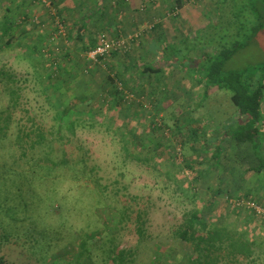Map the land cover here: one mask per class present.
<instances>
[{
  "label": "rangeland",
  "instance_id": "374dc122",
  "mask_svg": "<svg viewBox=\"0 0 264 264\" xmlns=\"http://www.w3.org/2000/svg\"><path fill=\"white\" fill-rule=\"evenodd\" d=\"M1 1L11 9L10 22L16 27L15 41H18L23 48L21 50L15 47L0 51V69L14 74L23 88L20 106L12 116L13 125L10 134H14L19 126L30 128V123L27 122L29 116L43 131L51 134L52 137H48L47 146L42 149L41 154L43 159H54L57 165L52 166L55 167L54 172L46 182L41 185L38 183L37 188L40 190L41 187V191L37 189L39 194H36L31 203L33 210H30L33 216L30 215L35 218L33 222L36 221L35 223L38 224L36 234L42 228H48L45 232L48 245L42 239L39 240L36 234H34L37 238L35 242L24 237L27 233H31L28 232L31 230L29 223L31 221H25L23 224H10L0 216V264H94L86 259L75 262L79 253L76 245L81 243L88 234L102 228V222L111 228L107 233L111 235L106 236L105 240L111 238L114 241L117 251L126 261L125 264L155 262L153 255L156 248L161 252H171L172 264H179L177 258L181 254L184 255L183 250L185 249L174 239V232L182 226L192 211L197 210L212 218L217 215L222 217L226 215L229 218L230 210L234 207L231 202L246 203L245 200L239 199L246 198L247 187L251 190L249 192L250 201L264 209V191L261 189V184L257 183L259 178L246 175L244 172L257 164L251 156V151L243 149L238 152L235 144L228 141L222 146L218 165L209 167L213 164V150L207 149L201 143V137L195 144L189 141L192 140V130L197 126L201 128L198 130L199 136L205 133V139H221L220 136L227 131L226 129H229L228 126H233L229 117L230 112L235 108L230 101L231 94L222 91L209 96L208 104L196 109L203 96L202 87L195 86L201 74L197 70V65L190 66L192 63H189L188 55L196 51L213 52L215 40L224 36L223 42L230 45L234 42L248 41L247 48L228 62L227 70L251 69L264 65V16L252 14L251 7L259 0H221L226 1L225 6L229 5L230 10L241 12L235 18L228 15L230 20L235 19L238 23L234 33L226 30L221 34L217 31L220 28L215 30L210 27L204 33L187 32L185 35L188 38L194 37V40H189L186 45L163 43L166 49L160 48L158 54L162 66L159 77L170 76L173 69L170 67L172 69L170 70L165 66L173 65L172 60L175 59L176 63L178 61L182 67L184 66V74L193 83H183L178 68V71L174 73L175 78L170 79L167 85V77L161 80H145L141 81V85L134 90L135 82H139L134 79V75L137 76L143 67L155 64V60L152 61V55L149 52L142 54L136 45L138 41H142V47L147 48L151 38L150 33L153 31L149 29L154 25L153 22L142 26L141 31L133 32L130 27L132 28L138 22L132 24L133 22L126 21L125 26L130 24L125 34L126 37L116 36L113 34L116 33L117 26L111 22V18H108L109 15L104 13L105 8L81 7L78 1L74 0H68L61 5L56 0H48L54 5L53 9L58 17L63 19L65 26V37L55 39L56 29L52 23L53 19L48 16L45 8L37 0ZM205 1V4L210 7L212 17L214 7L220 0H216L215 3L213 0ZM194 2L202 3V0H194ZM63 5L70 9L60 14V8ZM111 8L121 12L123 7L112 5ZM144 9L142 11L140 6L141 11L138 13L146 16ZM3 10L4 8L0 9V24L6 18ZM85 10L88 13L95 12L90 20L82 19L86 13ZM218 10L220 7L217 6L215 14L219 13ZM20 14L27 15L28 19L36 18L37 22L19 24ZM206 17V21L202 23L210 22L211 17ZM226 18L224 17L225 20ZM106 19H108L107 22ZM218 20L216 19L214 23ZM82 22L88 29L84 36V44H98L100 36L105 35L110 39H121L128 42L130 49L111 55L106 62L98 66L90 65L88 61L86 62V52L82 47L86 48V46L77 39L76 28ZM257 27H260V30ZM144 30L147 31L146 36L148 37L139 35ZM196 38L198 40H195ZM47 42L52 45L50 47L52 51L56 49V51L67 53L68 58L72 59L71 66L73 67L69 76L62 75L63 72L58 73L61 79L67 78L64 84L69 85V91L60 85L58 94L52 97L53 102L50 101L52 104L46 101L43 89L51 86L50 84L56 88L60 84L59 81L52 78L49 83L47 80L42 81L44 85L39 81L43 70H48L51 63L48 57L44 59L41 56L47 54L45 50ZM64 53L58 57L60 63H63ZM56 54L59 56L57 52L53 55ZM68 58L65 59V63L69 62ZM125 65L136 66L137 70L131 67L132 70L124 72ZM135 71L136 74L133 73ZM112 75L115 77L111 78ZM110 78L121 83L125 96L131 94L135 98L132 102L123 103L125 108H121L115 115L119 118V120H113L116 128L125 125L126 131L132 127L136 132L141 131L144 136L149 132L148 124L150 125L151 121L163 118L170 132L167 129L161 131L159 140L151 136V145L162 141L166 147L171 149V145L174 144L178 153L181 151L180 141L187 142L182 148V157L171 159V161L170 156H166L164 150H161L159 153L162 157L152 158L151 155L149 158L150 154L147 150L150 146H146L148 145L146 138H143L142 144L145 147L141 148V152L135 151L129 145L131 155L127 154L123 150V145L128 141L129 135L122 131V136L114 133L109 125L113 124L111 122L114 115L111 114V117L105 118L108 115L105 114L109 109L107 107L103 108V112L94 116L87 111L89 113L85 114L89 116L85 123L77 125L73 137L61 130L64 139L60 142L53 140L54 135L57 134L55 120L63 107L59 104L85 96L93 104L96 103L97 98L101 97L108 106L113 88ZM1 90L0 87V92ZM154 98L159 99V102H154ZM137 101L144 106L145 111H142V115L134 111L139 109V106L132 104ZM6 104V96L0 93V110ZM53 104L58 108H52ZM216 106L218 108L215 109ZM208 107L209 110L214 108L213 112L220 113L217 117L214 114L215 122L212 128L208 125L211 121L206 122L209 117L205 118ZM81 109L79 108L77 112ZM130 110L134 111L137 116L130 115ZM175 128L181 130V136L175 135L177 131ZM212 129L214 132L217 130L213 137L210 135ZM173 135L176 136L175 139ZM61 152L65 154V157L59 162ZM156 155L154 153V156ZM144 157H148L150 162H141ZM136 158L141 160L137 161ZM7 161L11 162L9 159ZM187 166L195 167V175L199 177L197 181H188L191 175ZM205 169H207L206 175ZM240 178L244 179L241 180L244 181L243 183L239 181ZM42 188L52 193H46L43 196ZM252 189L257 193H253ZM216 192L220 193L216 194ZM112 214H122L120 215L122 223L118 227L113 226L115 218H112ZM245 216L246 212H242V215L238 216L239 220L245 222L248 219ZM18 218L23 219L24 217L19 214ZM251 220H248L249 224L254 228L262 227L259 221L255 222L254 218ZM25 229L27 231H24ZM261 233H264L263 228ZM261 248L264 252V247L261 246ZM173 249L175 251H172ZM173 254H176V258ZM260 257L256 260V264H264V253ZM156 262L155 264H159ZM97 264L108 263L99 261ZM181 264H185L184 261Z\"/></svg>",
  "mask_w": 264,
  "mask_h": 264
},
{
  "label": "trees",
  "instance_id": "16d2710c",
  "mask_svg": "<svg viewBox=\"0 0 264 264\" xmlns=\"http://www.w3.org/2000/svg\"><path fill=\"white\" fill-rule=\"evenodd\" d=\"M224 2L225 3L220 7V10H218L219 13L213 18L211 17L210 22H207L206 26L198 33H204L205 30H208L210 27L215 30L220 28L217 31H219L221 34L226 30L230 31L231 33H234L237 30V21L235 19L234 21L230 20L228 15L235 18L238 16V14H241V12H234V10H230V6H225L226 1ZM251 7L253 11L252 14L254 13L257 14V16H264V0L255 2L253 5H251ZM3 8L6 18H4L5 20L2 24H0V51H7L15 47L17 49L23 50V48H21V44L18 43V41H15L16 27L14 23L10 22L12 18L10 17V14H12L11 9L6 6L5 2L0 0V9ZM47 14L51 19H53L49 13ZM19 17L21 18L19 20V24H25V22L32 24L31 22L33 18L28 19L27 15L25 14H20ZM224 17H227V20H225ZM216 19L219 20L218 22L214 23ZM86 30L87 27L83 24V22L76 28L77 39L86 46V48L84 46L82 47L84 52L87 53L88 51L93 50L97 46V43L95 45L92 43H89V45L84 44ZM258 30H260V27ZM223 38L224 36L222 38L219 37L217 41L215 40L213 52H191L192 54L189 53L191 55H188V59L189 63H192L190 66L194 67L197 65V70H199L201 74L198 84H194L195 86L202 87L203 89L202 100L197 105L196 109L202 108V106L204 107V104H208L207 102L209 96H214L217 92H228L231 94L230 101L235 108V110L230 112L229 117L233 126H228L229 129H226L227 131L220 136L221 139L219 140L218 138L216 140H213V138L205 139V133L202 134V136H199L198 130H201V128L199 126L194 127L191 132L192 140L189 141H192L191 143L195 144L197 143L198 138L201 137V143L204 144L207 149L209 148L210 150H213V164H211L209 167H216L218 165L217 162L220 155L222 154V146L228 141H231L236 145L249 146V148L252 150V157L257 163L256 165H258V167L255 169L248 168L245 171V174L261 175L264 180V146L262 144L263 141L261 140L263 137L262 127L264 125V65L253 67L251 69L227 70L226 66L228 62L240 51H243L247 48L248 41L239 43L234 42L232 45H230L229 43H224ZM189 40L193 41L194 37L188 38V36L185 35L178 44L186 45ZM195 40H198V38ZM50 47H52V45L47 42L45 46L47 54L41 55L44 59L47 57L49 58V62H51L49 65L50 67L48 70L44 68L45 70H43V74L40 75L39 81L42 82L47 80L49 83V80L52 78L59 81L60 84L56 86V88L53 86V84H50L51 86H48L49 88L45 87V90L43 89V96L45 97L46 101L49 102V104H52V97L58 94L60 85H62V88L64 87L67 91H69V85L66 86L64 84V82L66 83L67 78L61 79V76H58V73L63 72L62 75L64 74L65 76H69L73 67L71 66L72 59L68 58L67 53L63 52V63H60L58 57H60V54L63 55V53L59 50L56 51V49L52 51ZM33 49L35 50V48ZM164 49L166 48L164 47ZM61 50L64 51L62 47ZM37 51L38 50H36V52ZM54 52L59 53V56L56 54L57 57H55L56 55H53ZM66 58L69 59V62L65 63L64 61ZM172 61L173 65L166 66H170L176 71L179 70L181 76L184 77L187 82L193 83L191 80H188V77L184 74V66L182 67L178 61L176 63L175 59ZM131 67L124 66V72L129 71ZM134 69L137 70L136 66H134ZM140 73L143 77V79L140 81H151V76L157 75L159 77V75H161V68L143 67ZM114 77L115 75L111 76V78ZM111 78L110 81L113 83V88L110 98L111 101L108 103V106L107 104L105 105V102L101 97L97 98L95 100L96 103L93 104L85 96L67 100L65 104L62 102L59 104L60 106L62 104L63 107L60 109L58 113L59 115L55 120L57 134L54 135L53 140L60 142L64 139V136L61 134V130L73 137L75 135L77 125L80 123H85L86 118L89 116L85 113L91 112L94 116L103 112V108L107 107L109 109L105 114L108 115L105 116V118L111 117V114L114 115L111 122L113 124H109L112 127L114 133H119L121 135L123 132H126V134L129 135L128 141H126V144L123 145V150L127 154L131 155L129 153V145H131V148H134L135 151L141 152V148L145 147L142 144L143 138H146V141L148 142V145L146 146H150L147 150V152L150 154L149 158H151V155L152 158L162 157L159 153L161 150H164L166 156H170V160H175L177 157H182V148H184V143L186 144L187 142L180 141L179 145L181 146V151L178 153L181 154L176 152L177 150H175L174 144L171 145V149L166 147L162 141H158L157 143L151 145V136H154L157 140H159V133L161 131L165 129L168 131L170 130L168 129L169 126L165 124L163 118L158 119L157 121L153 118L154 120L151 121L150 125L148 124L149 132L144 136H142L141 131L136 132L132 127L128 128L126 131V127H124L125 125L120 126L121 129L118 127L116 128V125H114L115 122L113 120H119V118H116L115 115L121 108H125L123 103L125 104L127 102L124 99L123 93L125 91L123 90L122 85L121 89H119L116 85L121 83H118L116 80ZM118 78L119 76L117 75V79ZM140 81L135 82L133 90L141 85ZM44 84L45 83L42 82V85ZM0 87L2 89L0 93H2L7 98V104L2 107V110H0V216L4 217V219L10 224H23L25 221H31L29 222L31 225V230L28 231L31 233H27L24 235V237L34 240L35 242L37 240L35 236H38L39 240L42 239L45 243H47L45 232L48 228H42V230L36 234V231H38V224L35 223L36 221L33 222L35 218L32 217L33 212L31 213L30 210H33L31 208V203L35 199L36 194H39L38 192L41 191V187L40 190L37 188L38 183L41 185L43 182H46L51 173L54 172L55 167L52 166L57 165L54 159H43L41 154L42 149L47 146L48 137L52 136L49 132L43 131L41 127H39L29 116L27 117V122L30 123V128H27L26 126H19L14 134H10L11 127L13 125L12 116L20 106L23 88L21 82L16 79L15 75L7 72L4 69H0ZM153 101H157L158 103L159 99L154 98ZM132 104L139 106V109L134 111H138L140 115H142V111H145L143 104H140L139 101L133 102ZM52 108L57 109L58 107L53 104ZM79 108L82 109L81 111L77 112ZM214 108L216 109L218 107L216 106ZM214 108L209 110L208 107L206 110L207 114L205 116V118L209 117L207 118L209 120L206 122L211 121V123L208 124L211 126V128L215 122L214 114H216V117L220 115V113L213 112ZM129 109L131 108L129 107ZM134 111L130 110L129 113L135 117L137 114ZM157 114L159 113L157 112ZM26 115H28V113H26ZM175 129L177 131H175ZM175 129V135L181 136V130H178L177 128ZM216 131L217 130H215V132ZM215 132L212 129L210 131V135L213 137L216 134ZM175 135H173L174 139L176 137ZM64 147H66V145ZM154 153L157 155L154 156ZM64 157L65 154L61 152L58 161H62ZM149 158L144 157L142 160L139 158L136 159L137 161L141 160V162L149 163ZM8 159L11 160V162L7 161ZM197 165L199 166V163ZM186 168L189 170L191 175L188 181H197L196 179H199V177L195 175V167L187 166ZM206 170L207 169H205L204 172H206ZM206 174L207 172L205 175ZM241 183L243 182L241 181ZM42 191L43 196L46 193H52L43 188ZM217 193L220 192H216V194ZM249 194V192L245 193L246 198L241 197L239 200L243 199L246 202L252 203V201H250L251 195ZM22 211L24 213H20ZM34 211H36V209ZM242 212H246L245 217H248V219L245 218V222L240 221L238 217L240 214L242 215ZM230 213L231 215L229 218L226 215L225 217L217 215L212 218L207 217L205 214L200 213L197 210L192 211L182 226L174 232V239L182 246V248L184 247L185 249L183 250L184 255L181 254L177 258L178 262H180L179 264H181L182 261H184L185 264H256V260H259V258H261L260 256H262L264 253L262 252L263 248H261V246L264 247V238L262 235L264 233H261V229H264V222L257 220L252 211H247L245 209L233 207L231 208ZM19 214H22L24 218L19 219ZM120 215L112 214V218H115V224L113 225L114 227L116 225L118 227L122 223V216ZM252 218H254L255 222L259 221V223H262L260 224L262 226L260 230L249 224V221H252ZM102 223V228L92 232L91 234H88L81 243L76 245V249L79 251L75 260L76 263H78L81 259L90 260L94 264H97L99 261H103L104 263L108 264L126 263L124 258H122L123 255L117 251L114 241L111 238L105 240L106 236L111 235L107 234L111 228H109L108 224H104V222ZM33 224H35V226ZM24 231H27V229ZM28 234H30L31 237L27 236ZM34 234L36 235L34 236ZM172 251H175V249ZM173 255L174 258H176V254ZM153 257L155 262L157 261L159 264L173 263L172 253L161 252L158 248L154 249ZM155 262L150 264H155Z\"/></svg>",
  "mask_w": 264,
  "mask_h": 264
},
{
  "label": "crops",
  "instance_id": "0c3cea01",
  "mask_svg": "<svg viewBox=\"0 0 264 264\" xmlns=\"http://www.w3.org/2000/svg\"><path fill=\"white\" fill-rule=\"evenodd\" d=\"M58 4H65L66 1L68 0H56ZM78 1V5H81V7H99V8H105L104 13H106L108 18H111L112 21L116 26H117V31L115 34L116 36H124L126 37V31L130 27V22L134 24L132 28L133 32L136 31H141L145 25H147L150 22H153V26L149 29V31L153 30L151 34L150 41H148L147 48L145 49L143 46L142 41L137 42V47L139 51L142 54H145L146 52H149L150 55H152V61L155 60V64H151V68H161L162 66L160 65V60L157 57V54H159L160 48L163 47V43L168 42L169 44L174 43L177 44L179 43L182 38L187 34V32L190 33H198L201 29H203L206 26V23H202V21H206L207 17H211V10L210 7L205 4V0H202V3L200 2H194V0H74ZM214 3L216 0H213ZM200 3V4H199ZM212 3V2H211ZM225 2L224 1H219L216 3V7L218 6L221 7ZM213 4V3H212ZM122 6L121 12L115 11L111 6ZM143 8H145V14L140 15L138 11ZM216 7L215 10H216ZM70 9V7L67 6H62L60 8V14L63 13L67 10ZM215 10L212 12L214 14L212 16L215 17ZM143 11V10H142ZM69 11H67L68 13ZM85 14L82 16L83 20H90L95 12L93 13H88L87 10H85ZM107 17V16H106ZM140 20V22L138 20ZM193 19V20H192ZM116 20V21H113ZM108 19H106V22ZM129 22L128 25H124L125 22ZM193 21V22H192ZM126 22V23H127ZM141 24V25H140ZM143 26V27H142ZM88 30V29H87ZM86 30V32H87ZM147 31H143L142 34H139L140 36L148 37L146 36ZM135 45V46H136ZM155 47V48H154ZM157 47V48H156ZM130 49V47H129ZM128 51V50H127ZM141 57V54H140ZM126 64V63H125ZM135 64V63H134ZM128 66V65H125ZM133 66V65H132ZM129 67V66H128ZM166 68L170 69V66H165ZM134 68V67H133ZM136 70V69H135ZM172 70V69H170ZM175 69L172 70L170 76H164L162 75L160 78L157 75H153L150 77V79H164L167 77V82L166 85L170 82V79L175 78ZM136 74V71L133 72ZM138 73V72H137ZM160 76V75H159ZM134 79L137 81H140L143 79L142 74L139 72L136 75H134ZM183 83H186L187 81L185 80L184 77L180 78ZM169 81V82H168ZM141 82V81H140ZM187 85V84H186ZM263 116H264V104H263ZM262 141H263V146H264V125L262 127ZM261 141V142H262ZM236 150L238 152H241V150H248L249 152L251 151V156H252V150L249 148V146H241V145H236ZM258 165H255L254 167L251 168H257ZM245 172V171H244ZM250 176H256L259 178L257 183L261 184V189L264 191V180L261 175H256V174H251ZM243 178V177H242ZM240 178L239 181L244 180ZM244 182V181H243ZM250 187H247L246 192H250ZM253 193H257L256 190L252 189ZM261 229V228H258ZM263 238H264V234Z\"/></svg>",
  "mask_w": 264,
  "mask_h": 264
},
{
  "label": "built area",
  "instance_id": "2783aa9c",
  "mask_svg": "<svg viewBox=\"0 0 264 264\" xmlns=\"http://www.w3.org/2000/svg\"><path fill=\"white\" fill-rule=\"evenodd\" d=\"M44 8L47 13H50L49 15L53 18V25L56 29V34L54 35L55 39L56 37L64 38L65 37V26L63 20L58 17L57 12L53 9V6L51 3H49L48 0H37ZM37 22V19H33L31 23L35 24ZM129 50L128 42H125L121 39H110L105 35L100 36L99 42L97 46L86 53V62L92 66H98L102 62H106L107 59L115 54L122 51ZM119 89H121L120 84H116ZM124 94V93H123ZM124 99L126 102H131L135 98L132 95H124ZM232 206L238 209H245L247 211H252L255 218L259 221L264 222V209L260 206L243 201H236L231 202Z\"/></svg>",
  "mask_w": 264,
  "mask_h": 264
}]
</instances>
